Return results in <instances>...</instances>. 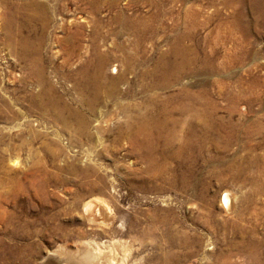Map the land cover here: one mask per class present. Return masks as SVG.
<instances>
[{"label":"rangeland","instance_id":"374dc122","mask_svg":"<svg viewBox=\"0 0 264 264\" xmlns=\"http://www.w3.org/2000/svg\"><path fill=\"white\" fill-rule=\"evenodd\" d=\"M90 248L264 264V0H0V264Z\"/></svg>","mask_w":264,"mask_h":264},{"label":"bare ground","instance_id":"6f19581e","mask_svg":"<svg viewBox=\"0 0 264 264\" xmlns=\"http://www.w3.org/2000/svg\"><path fill=\"white\" fill-rule=\"evenodd\" d=\"M177 54H179V53H177ZM99 64H100V61H99ZM99 64L97 66L95 65L92 68V71H91L90 74L86 73L87 83L94 90H97L98 87L101 85V80H99V79L103 75L102 69H101V65H99ZM175 66H174V68H175ZM180 66H182V63H181V65L177 66V68H179ZM110 71H111L112 75H116V73H117V69L114 68V67H112L110 69ZM109 79H110V82H111L114 79V77L110 76ZM150 126H152V125L150 124ZM150 126L142 125L141 126V131L142 130L144 131V130L148 129V131L150 132V130L152 128L154 129V126H152L151 129L149 128ZM155 132L159 136L160 131L156 130ZM221 203H222V205L225 208L229 207V199H228V195L227 194L223 195V198L221 199ZM89 207H90V205L88 203L83 206L85 211H87L89 209ZM81 251L82 252L79 251L80 253L78 251L72 252V251H68V250H61V251L56 250L54 252L52 251L39 264H114L113 263L114 262L113 261V257L110 256L111 254H109L110 252L107 253V254H102L103 252H100V250L96 249V248H94V249L90 248L88 250L84 249V250H81Z\"/></svg>","mask_w":264,"mask_h":264}]
</instances>
